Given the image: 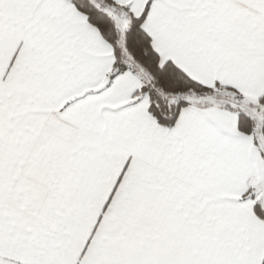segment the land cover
<instances>
[{
	"label": "snow or ice",
	"instance_id": "6c2138e0",
	"mask_svg": "<svg viewBox=\"0 0 264 264\" xmlns=\"http://www.w3.org/2000/svg\"><path fill=\"white\" fill-rule=\"evenodd\" d=\"M0 264H264V0H0Z\"/></svg>",
	"mask_w": 264,
	"mask_h": 264
}]
</instances>
